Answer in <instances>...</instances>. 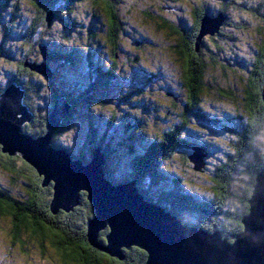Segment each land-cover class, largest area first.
Returning a JSON list of instances; mask_svg holds the SVG:
<instances>
[{"label": "trees", "instance_id": "1", "mask_svg": "<svg viewBox=\"0 0 264 264\" xmlns=\"http://www.w3.org/2000/svg\"><path fill=\"white\" fill-rule=\"evenodd\" d=\"M138 1L0 0V96L13 84L24 92L23 105L34 117L24 125L23 131L34 139L47 133L48 115L55 102L67 98L72 107L52 138L54 148L65 150L72 159L84 164L99 149L104 155V176L112 185L135 182L146 201L165 209L184 225L212 233L219 231L232 242V236L243 231L242 219L248 214L257 174L264 169V46L256 70L250 73L244 111L236 108L229 113L227 109L223 117L211 106H205L207 98L209 104L212 100V105L216 101L225 104L234 101L237 95L234 88L219 81L216 71L220 70L226 77L228 69L235 68L241 60V65H245L246 59L240 57L236 64L232 63L223 57V47L217 43V50L213 51L207 38L201 36L202 23L204 18L214 20L222 15L227 19L222 25L226 28L230 12L236 6L264 18V0H214L216 5L211 4L212 0L200 3L191 0L196 7L194 23L184 14V9L176 8L180 6L179 0H156V5L161 6L146 7L145 14L170 13L169 7L165 8L171 4L178 13L177 16L156 14L160 28L178 38L177 43L174 38L171 40V48L181 58L183 69L182 82L173 83L170 89L160 93L171 102L165 116L155 114L159 112V107L154 105L158 95L147 86L154 85L153 77L145 84L137 83L140 87L132 96L119 87L124 79L128 80L122 72L131 67L142 66L155 75L142 63L144 44L149 38L145 35L140 43L133 38L137 33L130 28V17L136 22L141 19L139 15L144 20L150 18L140 13L133 17ZM217 30L219 35L222 28ZM216 31L208 34L214 35ZM221 35L228 37L223 31ZM100 46L106 49L105 56L97 52ZM44 48L48 51L47 59ZM27 63H46L53 77L49 79ZM116 67L122 68V72ZM57 76L60 87H56ZM180 83L188 88L187 94L181 91ZM102 91H106L107 101L100 99ZM133 94L138 96L134 105L142 104L147 113L125 105L131 102ZM42 104L46 109L42 110ZM80 106L84 121L72 122ZM123 110L130 121L118 123ZM157 117L160 121L154 120ZM206 128L221 129L227 135L222 138V144L232 148L229 157L216 162L207 144L210 141L196 138L197 134L208 132ZM76 132H82L84 144H80L79 137L74 141ZM213 143L217 144V139ZM196 147L206 153L205 166L200 171L190 161ZM17 159L21 157L0 152V162L6 170H16L28 179L25 186L29 197L25 200L15 198L0 186V216L11 218L16 240L19 230L40 239V243L49 239L64 264H146L148 255L138 247L123 249L120 259L92 246L88 228L95 211L86 193H81L79 204L69 212L59 210L54 214L53 185L43 186V178L22 159L21 170L17 169ZM209 159H213L214 167L208 166ZM210 168L211 174L206 178L211 185L208 191L211 198L184 189L188 185L203 188L206 182L197 184L196 178ZM167 182L172 183L170 190ZM233 186H239L241 193L233 191ZM105 239L107 236L101 231L98 242L102 246L107 245ZM82 243L90 248H81Z\"/></svg>", "mask_w": 264, "mask_h": 264}, {"label": "water", "instance_id": "2", "mask_svg": "<svg viewBox=\"0 0 264 264\" xmlns=\"http://www.w3.org/2000/svg\"><path fill=\"white\" fill-rule=\"evenodd\" d=\"M49 13V19L52 18ZM216 20L204 18L201 36L214 33L223 16ZM45 59L47 48L43 49ZM28 65V64H27ZM47 77L53 72L47 65H29ZM48 69V70H47ZM24 92L10 85L0 96V143L2 153L20 154L43 179V186L53 182L52 213L69 212L79 204L81 193L87 194L95 217L89 223L88 238L92 246L110 256L123 258V249L133 246L147 252L146 264H264V169L256 177L249 211L242 224L252 216L250 230L224 238L221 232H208L202 228L184 225L165 209L145 200L135 182L112 185L104 176V155L93 151L92 159L84 164L72 159L65 150L54 148L52 138L68 115L72 104L65 97L58 99L47 119V133L34 139L23 131L33 114L23 105ZM206 153L194 148L190 161L195 170L205 166ZM113 227L107 236V245L98 242L101 231ZM239 243H234L235 240Z\"/></svg>", "mask_w": 264, "mask_h": 264}, {"label": "rangeland", "instance_id": "3", "mask_svg": "<svg viewBox=\"0 0 264 264\" xmlns=\"http://www.w3.org/2000/svg\"><path fill=\"white\" fill-rule=\"evenodd\" d=\"M194 1H197L199 3L201 1L208 2V0H194ZM157 2L156 0H139L138 1V5H136L134 12H132V15L133 17L134 16L137 17L139 15L137 13H140L143 16L150 17L147 20H144L143 17L139 15V18L141 19H139L136 22L132 19V17H130V22H131L130 28L134 31L133 33L135 34L137 33L135 35L136 37L134 36L133 38L139 40L140 43L142 42V40L144 42L143 37L145 35H146L145 36L146 38L151 39V44H150L149 39L147 40V44L146 43L144 44L146 51L143 52L144 61L142 63L148 66V68H145V69L149 71H153L152 73L155 72V75L153 76L151 73L145 71L144 68H142V66L135 67L137 71L134 69L131 70V68H129L127 69L126 72H123V74L128 78V80L126 79L127 80L126 81L124 79L122 81V86L123 85L128 86V88L125 89V91H127L128 89L131 92L136 91L140 87L139 86L140 84L142 83L145 84V82L149 81V79L153 77L152 79H153L154 85H150V86L147 85V86L149 89H154V94L156 96L158 95L156 97L157 104L154 103V105L157 106L156 108L159 107L158 108L159 112H155V114L160 113L161 115L165 116L164 113L168 110V107L170 106L171 102L165 99L162 95H160V93H164L167 89H170V87L172 86L171 84L173 83L177 84L179 82H182L183 69H182V64L180 61L181 58L178 56L176 52L174 53L173 48H171V43H172L171 40H173L174 38L177 43L178 38H176V36L169 35L167 31H164L160 28L158 24L159 21L156 17L157 16L156 14L157 13L159 15L169 14L171 16H177L178 13L176 12L177 11L176 8L179 9V7H181L182 9H184V14L191 20L192 16L195 14L196 7L193 5L191 0H179L178 3L180 6H177L175 8L171 4H168V6L165 8V9H168L169 7L170 13H167V11L156 12V13H151V14L143 13V11L146 10V7L150 6L151 4H152V7L161 6L159 5V3L156 5ZM211 4L216 5L217 2L212 0ZM215 20L216 22L213 23L212 29L213 27L216 26L218 22L217 21L218 19H215ZM228 21H229L228 27L226 28L223 27L222 26L223 24H221L218 27V29L222 28V31L224 32L225 35L227 34L228 37L221 35L222 31L219 35H217V32L219 30L215 32V34L218 37L214 36L215 34L209 35L208 34L209 32H207V34L204 35L205 38H207V42L211 44V49L213 51L217 50L215 43L221 45L224 50L223 57L231 59L232 63L235 62L236 64V60L238 58L241 60L240 57L246 59L245 65H241V62H242L241 60L239 61L240 63L238 65L236 64L235 68L228 69L226 77L223 76V73L220 70L216 71L219 81L220 82L222 81L224 82L225 85H230L232 88H234L235 94L237 95V98L234 99V101L228 100L224 102L225 104H222L216 101V104L212 105L213 100L209 104L210 98H207L205 106L206 107L211 106L210 108L212 110L217 111L223 117L226 115L225 112L227 111V109L229 113L231 112V110L235 111L236 108H238L241 112L244 111L245 109L244 98L246 97V94H247L246 89L249 86V81L251 77L250 73L256 70L255 68L256 62H258L259 54L261 53L262 47L264 46V18L262 16L251 13L250 11H244L240 7L236 6V8L232 9V13L230 12V18L228 19ZM133 28H136V30H134ZM140 38H143V39H140ZM127 42L130 43L128 41V38H127ZM219 63L222 64L221 61ZM27 64L28 66L33 65L30 63H27ZM45 64L46 63H42L40 65H45ZM160 70L162 71V73L160 72ZM75 74L77 76L79 75L77 73ZM52 77H49V79ZM55 79H56L55 82L57 83L56 87H60L61 85H60V80L58 79V76ZM167 79L169 80V82L167 81ZM129 80H132L131 81L132 85L128 84ZM137 83H140V84L137 85ZM180 86L182 88L181 91H183L184 94L185 92L186 94L189 92L186 86H184L181 83H180ZM105 93L106 91H102V93L99 95L100 99H102L103 101L108 100V95ZM137 98L138 96L133 94V98L132 100H130L131 102H128V104H125V105H127L128 107L130 106L131 108L136 107L137 111L140 110L142 111V113H144V111L147 113V111L143 109L142 104L140 106L134 105L135 102H137ZM44 101L46 100L44 99ZM42 105H43L41 106L42 110L46 109V107L44 106L45 104H42ZM41 108H36V110L39 111V109ZM82 112H83L82 106L77 108V113H75V118L72 120V122L84 121ZM126 112L127 111L123 110L122 112L119 113L118 123L130 121V117L126 114ZM150 114H153V113L150 112ZM150 114L148 113V116ZM33 117H34V114H33ZM154 120L160 121L158 117L155 118ZM206 130L208 132H206L205 134H202L201 136L197 134L196 138L205 139V140L208 139L206 141H210L207 144L209 148H211V150L213 151V154H215V158L213 159L216 160V162H220L222 158L229 157L232 151V148L230 147V145L228 146L229 148H226L225 146H223L222 138L225 139V136H227L224 134L223 130L221 129L210 130L208 128H206ZM80 134H82V132L81 133L76 132L74 141L78 139L77 137H79L81 141L80 144H84L85 137L81 138ZM191 137H193V138H190L191 140L194 139L193 134H191ZM215 139H217V144L213 143ZM17 155L21 157L20 154H17ZM21 159H17L16 161V167L19 170H21V164L23 160ZM213 159H209V164L207 162L208 166L210 167L215 166V163L212 162ZM194 167H196V164H194ZM210 171H212L211 168L208 169V171L201 173L202 176L200 175L199 177L196 178L197 184L203 182V184L205 185L204 182H206V185L203 188L188 185L189 188L185 187L184 189L192 190V192L197 193L200 197H203L205 199L211 198L210 192H208L209 189L211 188V185L209 184V180H207L208 178H206L210 176L211 174ZM195 173H198V172H195ZM195 176H198V175H195ZM27 180L28 179L25 174L17 173L16 170L9 172L8 170L5 169V167L0 162V186L12 192L15 198L19 200H25L29 197L27 188L25 186V181ZM50 184L53 185V182ZM167 185H168V189L170 190L172 188V183L169 184L167 182ZM232 190L235 192L237 191L238 194L241 193V191L239 192L240 190L239 186L238 187L233 186ZM14 231H15V228L13 226L11 218L0 216V264H64L62 263L55 247L52 246V243L49 239H46L44 243H40L39 242L40 239L36 237H32L30 233L26 232L25 230H19L20 231V232L18 231L19 240H16L14 237V234H15Z\"/></svg>", "mask_w": 264, "mask_h": 264}, {"label": "snow or ice", "instance_id": "4", "mask_svg": "<svg viewBox=\"0 0 264 264\" xmlns=\"http://www.w3.org/2000/svg\"><path fill=\"white\" fill-rule=\"evenodd\" d=\"M225 2H226V0H225ZM33 6H35V5H33ZM95 6L96 5H94V7ZM65 14L67 15L68 13H65ZM3 148H4V145L2 143H0V152H2ZM49 215L51 216V212H49ZM251 220H252V216H251V214H249L248 221H246L244 224L241 225L242 229L250 230ZM114 231H115V229L113 227H108V228L104 229L105 236L111 235ZM104 242L108 243V241L106 239ZM234 243H239V240L238 239L235 240ZM80 247L85 249V250H88L90 248V245L86 244V243H82V244H80ZM93 251H94V249H93ZM100 254H102V253H100ZM147 254L148 253L146 252L145 255H147ZM109 259H111V257H109Z\"/></svg>", "mask_w": 264, "mask_h": 264}, {"label": "flooded vegetation", "instance_id": "5", "mask_svg": "<svg viewBox=\"0 0 264 264\" xmlns=\"http://www.w3.org/2000/svg\"><path fill=\"white\" fill-rule=\"evenodd\" d=\"M80 5L82 6V4H80ZM217 18H218V17H217ZM217 18H216V19H217ZM188 19L190 20V18H188ZM191 20H192V21H191ZM191 20H190V22H191V23H194V22H193V21H194L193 18H191ZM214 20H215V19H214ZM224 20H227L225 16H223V21L221 22V24L224 23ZM135 30H136V28H135ZM97 52L99 53V55H101V53H103L104 56L107 54V53H106V49L103 48V47H101V46L99 47V50L97 49ZM116 68H117L120 72H122V70H121L122 68H118V67H116ZM132 69H134V70L137 71V69H136L135 67H131V70H132ZM122 73H123V72H122ZM116 74H117V73H116ZM89 75H90V72L88 71V77H89ZM128 84H129V85H132V82H129ZM123 86H124V85H123ZM123 86H122V84L119 85L120 88H122ZM127 88H128V86L125 85L122 89H127ZM132 92H133V91H132ZM132 92H130L129 89H128V93H130V95H132ZM130 95H129V96H130Z\"/></svg>", "mask_w": 264, "mask_h": 264}, {"label": "bare ground", "instance_id": "6", "mask_svg": "<svg viewBox=\"0 0 264 264\" xmlns=\"http://www.w3.org/2000/svg\"><path fill=\"white\" fill-rule=\"evenodd\" d=\"M47 66V64H45Z\"/></svg>", "mask_w": 264, "mask_h": 264}]
</instances>
